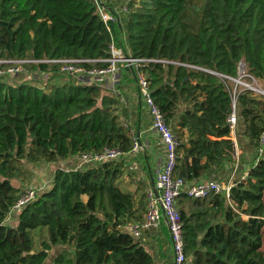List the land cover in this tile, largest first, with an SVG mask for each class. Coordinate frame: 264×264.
Here are the masks:
<instances>
[{"label":"trees","instance_id":"16d2710c","mask_svg":"<svg viewBox=\"0 0 264 264\" xmlns=\"http://www.w3.org/2000/svg\"><path fill=\"white\" fill-rule=\"evenodd\" d=\"M107 26L95 0H0V56L105 58L113 40L133 56L160 59L142 71L179 139L173 175L198 179L230 161L233 81L223 76L235 77L243 60L264 79V0H128ZM16 83L0 79V264H43L56 245L65 247L52 264H157L142 235L123 228L142 220L145 192L135 199L122 160L57 167L50 185L5 222L19 195L17 161L56 163L105 145L133 147L119 100L103 85L69 80L41 91L38 81ZM236 109V136L241 129L252 150L242 160L248 175L235 178L229 197L178 196L184 264H264V98L241 90Z\"/></svg>","mask_w":264,"mask_h":264},{"label":"built area","instance_id":"2783aa9c","mask_svg":"<svg viewBox=\"0 0 264 264\" xmlns=\"http://www.w3.org/2000/svg\"><path fill=\"white\" fill-rule=\"evenodd\" d=\"M95 2L106 26L107 21L114 19L117 13L119 14V12L127 10L126 4L117 11L114 7H112V10L107 8L103 0H95ZM107 28L109 27L107 26ZM155 60L160 59L133 56L128 49L125 50L115 45L112 40L109 44V56L105 58L0 56V79L15 77L21 73L28 75L36 73L41 76V81L46 82V75L49 72L58 71L65 73L68 77L78 82L86 81L102 85L108 83V90L118 96L119 101H123V97L119 91L120 83L118 75L127 69L132 70L138 86L139 99L148 109V113L150 114V129L158 136L159 144L164 151V158L156 160L153 171V183L145 188L146 204L142 220L127 221L123 225V228L135 237H140L144 230L157 228L164 221L169 233L174 264H184L186 256L183 251V221L179 213L178 196L184 194L191 198H202L209 194L219 193L229 197L230 187L235 184V178L231 175V178L228 180L213 177L187 179L182 176L173 175L179 139L173 132L170 124L165 121L159 107L154 103L148 89L147 80L142 71V66ZM96 61H103L105 65H96L94 63ZM84 62H88L89 65H85ZM39 64H46L49 67L41 70L37 68ZM31 65L36 67L30 68ZM223 77L233 81V85L230 88L231 110L227 116V122L229 126V139L233 144L230 162H233L235 169L240 162V150L234 136L237 126V95L241 90H248L253 95L264 98V87L260 85L259 79L253 77L247 71L243 60H240L237 64V75L235 77L226 75ZM124 120V124L128 126L127 118ZM129 131L133 139V147L128 152H139L141 143L138 141L134 130L129 129ZM259 144L258 150L260 152L264 147V130L260 133ZM128 152H123L117 147L105 145L98 151H83L76 155L79 159V166L83 167L86 164H95L105 160L121 161L122 157L126 156ZM247 175L248 166L241 170L239 178H246ZM42 190L39 187L29 186L25 190L20 191L16 201L10 206L5 221L13 213H17L26 203L34 199ZM243 217L247 218L246 215H243Z\"/></svg>","mask_w":264,"mask_h":264},{"label":"crops","instance_id":"0c3cea01","mask_svg":"<svg viewBox=\"0 0 264 264\" xmlns=\"http://www.w3.org/2000/svg\"><path fill=\"white\" fill-rule=\"evenodd\" d=\"M129 70L132 71L131 69ZM127 72L128 69L122 73H119L118 75V80L120 83L119 91L121 92L123 101L125 102L124 107L126 108L125 109L123 107L122 110H125L127 113L126 117L125 115L124 117L127 118L131 129L134 130L135 134L136 131H138L139 134L136 135L141 142V146L139 147V152H128L126 156L122 157L123 164L126 167L122 180L127 183V187L132 190H136V185L132 186L134 181H132L128 177V170L131 172H136L138 174V178L143 181V185L141 188L143 189L144 193L145 188L149 184L151 185L153 183V171L156 160H162L164 158V151L161 145L159 144L157 134L150 129V114L148 113L147 107L139 99L138 86L135 81V78L134 80L128 82ZM40 77L41 76L36 73H31V75L19 74L14 77L13 80L17 82L27 81L29 83H31L32 81L41 82L44 84L45 91H49L52 86L61 85L66 81H74V79L68 77L66 74L58 73V71L49 72L46 75V82L41 81ZM131 86H135V88ZM103 88L104 90L106 89V92L111 93L108 90V83L103 84ZM134 106L137 108V112H135V108H133ZM234 136L240 152L242 149L244 150L245 157L241 158L239 165H237L235 169L233 162L224 161L220 164L219 168H217L214 172L210 174L208 173L204 176V178L213 177L220 178L222 180H228L229 178H231V175L233 178H237L240 176L241 170L247 167L246 164L242 162V160L249 161L252 153L251 147L249 146V144H247L248 140L246 136L241 133V129L239 130V137L236 136V133ZM228 138H230V136ZM60 162L63 163L62 168L65 169L82 167L79 166V159L77 155L70 156ZM87 165L89 164H86L85 166ZM135 199L137 201L140 199V196L137 193L135 194ZM142 200H144L146 204L145 197L144 199L142 198ZM142 240L145 242V244L151 246L154 249L157 264H174L169 233L164 221H162V223L157 228H149L144 230L142 234ZM159 242L162 246V252L165 250V256H162L161 251L157 248Z\"/></svg>","mask_w":264,"mask_h":264},{"label":"rangeland","instance_id":"374dc122","mask_svg":"<svg viewBox=\"0 0 264 264\" xmlns=\"http://www.w3.org/2000/svg\"><path fill=\"white\" fill-rule=\"evenodd\" d=\"M103 2L110 3L111 6L114 7L117 11H119V9L123 5H125V4L127 5V0H103ZM119 13L121 14V16L123 15L122 11ZM58 73H62V72H58ZM63 74H65V73H63ZM128 74L129 73L127 72V79H128V82H130L131 79H129ZM6 80L12 81L13 84H17L16 81H13V77H8V78H6ZM263 80L264 79H261V80H259V82H260V85L264 87V81ZM38 85L41 87V89H42L41 91H44V88H45L44 84L38 83ZM131 87L135 88V86H131ZM110 95H114L116 98L118 97L114 93H110ZM124 103H125L124 101H118V104H117L118 105L117 111L119 112V115L121 116L123 123H125L124 119H125L127 113L125 110H123V112L120 113V110H122V108L125 106ZM133 108H135V112H137V108L135 106ZM124 115H125V117H124ZM242 153H244V152H240V154H239L240 157H241ZM16 163H17L16 164L17 165V171H16L14 177L12 178V183L18 188L19 192L25 190L29 186H35V187H39L42 189H46V187H48V185L51 182L54 170L57 167H62V165H63V163L60 161L53 163V162H50V161H47L44 159L40 160L37 163H31L26 158L22 159L21 161H17ZM128 177H129V179L134 181L132 186L136 185L135 194L137 193L140 196L143 193V189L141 188L143 185V183H142L143 181H141L140 178H138V174L136 172H131L129 170H128ZM126 179H127V175H126ZM125 184L127 185L126 182H125ZM15 217H16V213H13L10 216V218L6 219L5 222L7 224L12 223L14 221ZM37 229L38 228H35L33 230V233H36ZM40 237L41 238H47V232H46L45 227L42 229ZM63 247H65V246H62V245L54 246L49 251V255L43 264H52V258L54 256V254L56 252H58ZM157 248L161 251L162 256H165V253H164L165 250L162 252V246H161L160 242L158 243Z\"/></svg>","mask_w":264,"mask_h":264},{"label":"water","instance_id":"95a60500","mask_svg":"<svg viewBox=\"0 0 264 264\" xmlns=\"http://www.w3.org/2000/svg\"><path fill=\"white\" fill-rule=\"evenodd\" d=\"M136 134H137V135L139 134L138 131H136ZM138 141L140 142L139 138H138ZM140 143H141V142H140Z\"/></svg>","mask_w":264,"mask_h":264}]
</instances>
